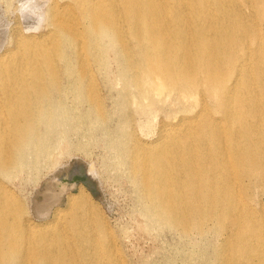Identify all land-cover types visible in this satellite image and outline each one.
Returning <instances> with one entry per match:
<instances>
[{"label":"bare ground","instance_id":"1","mask_svg":"<svg viewBox=\"0 0 264 264\" xmlns=\"http://www.w3.org/2000/svg\"><path fill=\"white\" fill-rule=\"evenodd\" d=\"M13 43L0 53V264L126 263L84 185L61 206L49 175L34 220L6 183L50 165L68 129L95 128L144 228L196 229L187 259L203 264H264V202L250 204L264 197V0H50L46 30ZM116 84L110 127L101 87ZM159 111L158 137L141 138L136 117Z\"/></svg>","mask_w":264,"mask_h":264},{"label":"rangeland","instance_id":"2","mask_svg":"<svg viewBox=\"0 0 264 264\" xmlns=\"http://www.w3.org/2000/svg\"><path fill=\"white\" fill-rule=\"evenodd\" d=\"M13 7L14 0H0V15L10 18ZM26 23H21L18 19L16 20L13 29L9 33L8 41L3 47H0V53L7 47L9 49L6 51L9 50V52L15 47L13 34L15 31L24 33L23 27L26 26ZM42 32L33 35L38 36ZM9 52L3 54L2 57L10 58ZM113 69H115L114 62L111 61V74L114 72ZM116 85L112 89L104 85L101 87L103 94L107 97L105 100L107 104L106 108L112 112L110 127L119 119V115L115 109L116 89L119 87L118 84ZM162 118L165 119V113L162 111L157 112L154 117L152 115L149 116L148 119L143 115L137 116L135 121L138 127V135L145 140L157 138L159 123ZM170 118L172 120V117ZM146 120H149L148 126L140 129V125L146 122ZM80 126L83 127L82 124ZM66 134L67 142L66 139L61 140L51 150L50 159L52 161V159L56 158L52 162H57H54L57 166L53 165L54 163L50 161L51 163L48 166L41 164L36 173L22 169L12 174L9 180L6 181L11 191L29 206L28 217L38 220L35 218L31 205L33 199H40L42 197V189L40 188L44 187V182L50 177L49 175H53L54 173L56 175L57 173L56 176L59 177V174L63 173L64 177H68L73 172L88 171L90 175L93 173L90 185H92L95 194H90L92 198L90 200L91 207H97V214L112 228V232L116 238L115 247L127 264H203L202 259L199 257L193 256L187 259V254L191 249H194V244L197 245L198 249L204 245L196 229H192L189 232L190 234L184 237V234L176 229L166 227L146 229L143 227L142 215L139 212L140 204L136 199L133 184L128 180L125 172L111 167V154L102 142V133L99 129L95 128L91 131L83 129L82 132L68 129ZM88 134H92V136ZM78 141L83 142V144L85 143V149L75 150L68 148L69 142L76 143ZM66 149L67 151L70 149L72 152L70 150L67 152ZM74 164L77 165L76 169L74 168ZM50 166L51 169L48 170ZM89 169L93 171L90 172ZM57 182L60 181L57 180ZM68 192H70L68 189L64 191L60 202L61 206L65 205V195ZM263 202L264 197L258 193L250 201V204L263 212ZM206 238L215 239L210 233ZM220 238L221 236L216 237V240H220ZM85 263H88V260Z\"/></svg>","mask_w":264,"mask_h":264},{"label":"clouds","instance_id":"3","mask_svg":"<svg viewBox=\"0 0 264 264\" xmlns=\"http://www.w3.org/2000/svg\"><path fill=\"white\" fill-rule=\"evenodd\" d=\"M17 19L27 22L23 27L26 35L45 31L50 25V0H14L10 18L0 15V47L8 41Z\"/></svg>","mask_w":264,"mask_h":264},{"label":"water","instance_id":"4","mask_svg":"<svg viewBox=\"0 0 264 264\" xmlns=\"http://www.w3.org/2000/svg\"><path fill=\"white\" fill-rule=\"evenodd\" d=\"M74 166H75L74 168L76 169L77 165L74 164ZM63 175L64 174L61 173L59 174V177H58V180L64 183L65 185V188L61 194V198L65 190L68 189L70 191H74L79 184L84 185V187L90 192L91 195H95L93 192L92 185H90V182H92L93 176L90 175L88 171H81L78 173L73 172L72 174H69L68 177H64ZM60 202H61V199L59 203ZM35 218L39 220V219H42L43 217L39 215H35Z\"/></svg>","mask_w":264,"mask_h":264}]
</instances>
